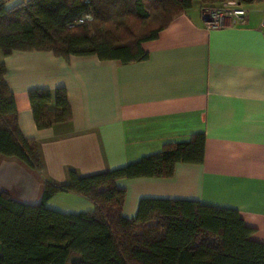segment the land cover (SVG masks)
<instances>
[{"label":"crops","instance_id":"1","mask_svg":"<svg viewBox=\"0 0 264 264\" xmlns=\"http://www.w3.org/2000/svg\"><path fill=\"white\" fill-rule=\"evenodd\" d=\"M238 5L244 24L224 20L221 28L207 27L193 6L141 45L145 60L125 65L51 52L1 55L19 130L35 142L42 172L0 157V192L38 205L46 183L67 184L69 172L119 169L201 134L202 164H177L169 179L117 182L126 191L121 216L134 218L143 198L197 201L237 212L254 230L251 240L264 245V0ZM59 88L71 121L37 130L29 92ZM45 206L64 215L93 209L72 194H56Z\"/></svg>","mask_w":264,"mask_h":264},{"label":"trees","instance_id":"2","mask_svg":"<svg viewBox=\"0 0 264 264\" xmlns=\"http://www.w3.org/2000/svg\"><path fill=\"white\" fill-rule=\"evenodd\" d=\"M259 1L0 0V54L51 52L66 61L95 56L125 65L145 60L141 45L195 3L202 11ZM5 75L0 62V157L14 158L40 174L39 152L19 130ZM28 100L37 130L71 121L63 88L30 91ZM204 147V136L196 134L119 169L86 177L69 172L67 184L46 183L38 205L0 192V264H264V245L251 240L254 230L233 210L143 198L134 218L121 216L126 191L117 187L118 181L169 179L177 164H202ZM56 194L82 197L93 209L77 215L50 210L45 203Z\"/></svg>","mask_w":264,"mask_h":264},{"label":"built area","instance_id":"3","mask_svg":"<svg viewBox=\"0 0 264 264\" xmlns=\"http://www.w3.org/2000/svg\"><path fill=\"white\" fill-rule=\"evenodd\" d=\"M201 16L204 23L209 28H221L225 26L224 20H228L230 25L244 24L246 20V11L239 7L238 4L231 2L224 5L222 8H209L202 10ZM264 35V21L260 27Z\"/></svg>","mask_w":264,"mask_h":264},{"label":"rangeland","instance_id":"4","mask_svg":"<svg viewBox=\"0 0 264 264\" xmlns=\"http://www.w3.org/2000/svg\"><path fill=\"white\" fill-rule=\"evenodd\" d=\"M22 1H26V0H12V4H16V3H18V2H22ZM195 7H197V4L195 3L194 4V8ZM131 26H132V28L134 29V30H138V26H137V24L135 23V22H133L132 24H131ZM0 56H1V54H0ZM3 57V56H2ZM2 57H0V59L2 58ZM3 58H5V57H3ZM5 66V65H4Z\"/></svg>","mask_w":264,"mask_h":264},{"label":"water","instance_id":"5","mask_svg":"<svg viewBox=\"0 0 264 264\" xmlns=\"http://www.w3.org/2000/svg\"><path fill=\"white\" fill-rule=\"evenodd\" d=\"M203 19V18H202ZM203 21H204V19H203Z\"/></svg>","mask_w":264,"mask_h":264}]
</instances>
